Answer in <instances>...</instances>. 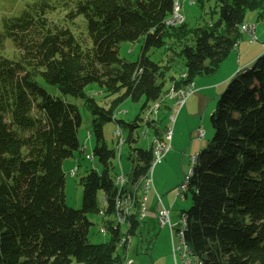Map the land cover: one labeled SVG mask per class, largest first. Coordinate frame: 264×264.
Returning <instances> with one entry per match:
<instances>
[{"label": "trees", "instance_id": "trees-1", "mask_svg": "<svg viewBox=\"0 0 264 264\" xmlns=\"http://www.w3.org/2000/svg\"><path fill=\"white\" fill-rule=\"evenodd\" d=\"M214 1L218 19L192 28V42L181 46L186 77L176 86L214 71L234 48L245 11L264 2ZM45 6L36 4L2 22L21 52L0 54V264H118L125 258L117 249L120 226L107 221V241L88 237L92 222L87 214L102 209L98 191L107 199L108 217L119 195L110 172L116 152L107 146L103 126L117 119L113 111L127 97H144L143 107L160 98L164 67L148 52L169 49L167 38L190 27L168 24L174 0H77L70 15L86 19L91 45L85 47L70 28L47 22ZM139 39L137 59L119 55L122 41ZM41 81L80 98L92 114V155L101 169L91 168L79 178V208L65 202L62 162L83 147L78 137L82 116L76 103L50 93ZM91 83L105 96L119 95L100 103L86 90ZM137 118L126 123L128 141L134 139ZM210 121L213 135L197 152L188 178L185 197L191 204L180 213L183 238L202 264H264V52L229 79ZM148 125L159 134L157 121ZM151 149L132 148L130 183L147 173ZM138 221L133 216L126 232Z\"/></svg>", "mask_w": 264, "mask_h": 264}, {"label": "rangeland", "instance_id": "rangeland-1", "mask_svg": "<svg viewBox=\"0 0 264 264\" xmlns=\"http://www.w3.org/2000/svg\"><path fill=\"white\" fill-rule=\"evenodd\" d=\"M77 0H0V54L17 57L21 52L13 40L5 35L2 29L3 19L12 18L21 15L24 11L31 9L36 4L46 5L45 12L47 22L54 26H66L81 42L82 46L91 45V39L87 29L86 19L83 14L75 16L70 15V11L75 7ZM181 6L178 12L181 15V21H177L172 14L167 18L168 24L180 25L184 22L188 24L187 33L181 36L167 38V46L151 48L148 55L151 59L159 62L164 67V84L162 86L161 100L155 107L154 101H149L148 105L143 104L145 98L132 100L123 99L117 108L113 111L114 118L106 122L103 126V137L109 148L115 149V158L111 175L116 178L118 174L128 173L131 171V160L129 158L133 147L148 148L152 144V139L156 135L153 126L148 125L151 120L157 121L159 130L158 136L164 137V130L167 126L171 129L170 147L154 165L149 173L148 192L146 199L145 217L138 221L137 228L130 235L129 247L125 249L118 245V252L125 258H132L133 264H175L181 254L177 249L180 243V236L171 229L180 223V213L184 208L191 204L190 197H185L183 191L180 193L179 188L189 172L192 164L190 156L197 150L205 147L213 135V129L210 121V115L213 108L216 107L219 94L226 88L229 79L238 72L240 60H244L253 49L264 44V2L257 9H247L244 15V22L256 24L258 40L254 43L249 40V36L239 33L236 46L230 50L227 56L219 63L214 71L210 73H201L193 77L191 87L193 91L187 96L184 103L179 107L175 101L168 98V92L175 81L181 79L185 72L183 56L180 54L181 46L184 43L192 42V28L202 26L218 19L219 13L214 0H180ZM40 7V6H38ZM193 32V31H192ZM194 36V35H193ZM142 40L122 41L118 47V53L127 60L138 58L141 49ZM245 58V59H246ZM46 89L67 101L76 103L82 121L78 128V137L83 147L75 150L73 154L65 158L62 162V168L65 172V202L67 206L79 208L82 203V184L79 178L91 168L101 169L96 156L92 155V149L95 144V135L92 131L91 122L92 114L83 105L80 98L69 94H62L54 86L41 81ZM89 95L97 97L100 103H104L117 97L119 94L105 96L96 83H91L86 87ZM157 110H155V109ZM174 115L170 121V115ZM138 117V118H137ZM137 121L131 132L132 141H128L129 123ZM123 122H120V120ZM116 121L120 123L123 135L126 141L120 146L117 145V137L114 136ZM198 130L204 131V138L198 139ZM141 190V189H140ZM142 195V190L139 191ZM104 194L102 190L98 191L97 198L100 207H103ZM156 205V210L154 213ZM152 207V212L150 211ZM168 210L167 220L165 223H159L157 213L162 210ZM92 222L89 228L88 237L92 242H104L110 237L107 226L103 232L100 228L106 224V220L97 213L87 214ZM112 217L111 215L109 216ZM177 222V223H176ZM126 225H121V233L126 232ZM126 247V246H125ZM182 247V245H181ZM72 264H82L73 262Z\"/></svg>", "mask_w": 264, "mask_h": 264}, {"label": "bare ground", "instance_id": "bare-ground-1", "mask_svg": "<svg viewBox=\"0 0 264 264\" xmlns=\"http://www.w3.org/2000/svg\"><path fill=\"white\" fill-rule=\"evenodd\" d=\"M180 6H181L180 0H174V8H173V12H172V17L174 18L175 14H179L176 19L174 18L177 21L182 20L181 15L178 12ZM167 22H168V20H167ZM250 24H252V23H247V24L241 23L239 26L240 32H242L243 29L250 27ZM254 37H256L255 27H254ZM185 77H186V74L184 72L182 74L181 78H185ZM190 87H191V81L184 83V84H181L179 86H176L174 83L170 87V90L168 92V98L174 100L175 105L176 104L179 105V104H181V100H182L181 89L190 88ZM159 102H160V99L154 101L155 107H157L159 105ZM155 110H157V109H155ZM113 117H115V116H113ZM115 129H117V130H114V136L117 137V145L120 146L121 144H123L126 141V137L123 135V130L121 128L120 123H118L117 121H116ZM166 131H169V126H167L165 128L164 133H163L164 134L163 138H160L158 135H155L152 139V144H151L152 160H151L150 167H149L147 173L145 174V176L141 177L135 183H130V179H129L128 174H126L124 177V173L121 172L120 174H118L116 176L114 182H115V185L117 187V192L119 195L116 196V198H115L114 208H113V211L111 214V216H112L111 218H109L108 215L106 214V210L104 207H102V209L100 210L99 215L102 217L103 221H104V219L105 220L108 219L106 221L110 220L113 227H116L117 225L121 227V225L129 226L130 221H131L133 216L138 220H139V218L140 219L143 218V210L145 209V198H146V197H144L145 185L149 181L148 175L151 172L152 168L154 167L155 161H159L162 157V147H157V142H163L165 140ZM196 155H197V152L195 153V156L193 157V160L191 161L192 166L190 168V171L186 174L184 181L181 183V191H183L184 194L188 188V178H189V175L191 174L193 164L195 163ZM123 178H124V185H123ZM139 188L143 192V194L140 196L137 195V190ZM106 202H107V199L105 198L103 203L105 204ZM107 225H108V223H107ZM107 225L103 224L102 226H100V228L103 232L106 230L105 227ZM184 226H185V218H181V241L185 245L187 257L193 258L194 262L196 264H202V260L199 257H197L191 251V249L188 247V245L186 244V242L183 238ZM129 240H130V235L127 232L121 233L117 244L121 247H124V246L127 247ZM129 261H130V258H124V260L118 264H127Z\"/></svg>", "mask_w": 264, "mask_h": 264}, {"label": "built area", "instance_id": "built-area-1", "mask_svg": "<svg viewBox=\"0 0 264 264\" xmlns=\"http://www.w3.org/2000/svg\"><path fill=\"white\" fill-rule=\"evenodd\" d=\"M179 14H175L174 15V18L176 19L178 17ZM254 24H250V27L246 28V29H243L242 32L246 33L248 36H249V40L250 41H254L256 39V37H254ZM193 91V88L190 87V88H184V89H181V92H182V100H181V104H179L178 106L180 107L184 101L186 100L187 96ZM174 118V115H170L169 119L170 121L173 120ZM114 130H117V129H114ZM114 133V131H113ZM197 138L198 139H203L204 138V131H201V130H198L197 132ZM170 139H171V129H170V126H169V131H166V138L163 142H157V147H162V156L165 154V152L168 150V148L170 147ZM195 156V154H192L190 156V162L193 160V157ZM158 161H155V164L157 163ZM190 171V170H189ZM126 173H124V177H125ZM186 176V175H185ZM149 183V181H148ZM148 183L145 185V192L148 188ZM123 185H124V178H123ZM178 192H181V185H180V188H179V191ZM185 196V194H184ZM144 197H145V193H144ZM104 200H105V197H104ZM146 209V208H145ZM145 209L143 210V217L145 216ZM167 213H168V210L166 209H162L160 210L158 213H157V218H158V221L159 223H165L167 220L169 221V219H167ZM181 218H185L183 214L180 215V223L179 225H175L177 227H173L172 223L169 221V224L171 226V229H175V232L179 234L180 236V243L179 245H177V249L179 250L180 254H181V258H182V261L184 264H196L194 262V259L193 258H188L187 257V252H186V248H185V245L182 243L181 241ZM182 245V247H181ZM132 263V259L130 258V261L127 263V264H131Z\"/></svg>", "mask_w": 264, "mask_h": 264}, {"label": "crops", "instance_id": "crops-1", "mask_svg": "<svg viewBox=\"0 0 264 264\" xmlns=\"http://www.w3.org/2000/svg\"><path fill=\"white\" fill-rule=\"evenodd\" d=\"M252 24H254V23H252ZM254 26H255V34H256V39L254 40V41H251V43L253 42H255V41H257L258 40V33H257V29H256V24H254ZM235 46H236V44H235ZM234 46V47H235ZM264 52V44H261V45H259V46H257V47H255L254 49H253V51L249 54V55H247V58H246V56H245V58H244V60L242 61V60H240V67H239V70L241 69V68H243V67H245V66H248V65H250V63L257 57V55H259L260 53H263ZM160 100H161V96H160ZM214 109V108H213ZM212 109V110H213ZM212 112V111H211ZM200 150V149H199ZM199 150H197V152L199 151ZM129 173V172H128ZM127 174V173H126ZM115 180V179H114ZM148 188H147V190H146V192H145V202H146V199H147V192H148ZM139 191H141L140 190V188L137 190V195L138 196H140V194H139ZM104 197V196H103ZM104 205V204H103ZM145 208H146V204H145ZM155 210H156V205H155V209H154V213H155ZM145 211H146V209H145ZM150 211L152 212V207L150 206ZM181 212H182V210H181ZM145 217V216H144ZM143 217V218H144ZM146 218V217H145ZM177 223V222H176ZM177 225V224H176ZM129 245H130V243H128V245H127V247H129ZM127 247H125V249H127ZM132 259V258H131ZM180 262V264H184L183 263V261H182V259H180L179 260ZM131 264H133V260H132V263ZM175 264H178V262L176 261V263Z\"/></svg>", "mask_w": 264, "mask_h": 264}, {"label": "clouds", "instance_id": "clouds-1", "mask_svg": "<svg viewBox=\"0 0 264 264\" xmlns=\"http://www.w3.org/2000/svg\"><path fill=\"white\" fill-rule=\"evenodd\" d=\"M160 99V98H159Z\"/></svg>", "mask_w": 264, "mask_h": 264}]
</instances>
